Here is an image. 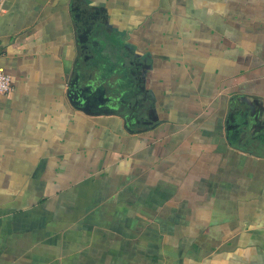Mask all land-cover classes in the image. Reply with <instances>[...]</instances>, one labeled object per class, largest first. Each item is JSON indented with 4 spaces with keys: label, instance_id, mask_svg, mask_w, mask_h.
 Here are the masks:
<instances>
[{
    "label": "crops",
    "instance_id": "crops-1",
    "mask_svg": "<svg viewBox=\"0 0 264 264\" xmlns=\"http://www.w3.org/2000/svg\"><path fill=\"white\" fill-rule=\"evenodd\" d=\"M0 69V264H264V0H3Z\"/></svg>",
    "mask_w": 264,
    "mask_h": 264
},
{
    "label": "water",
    "instance_id": "water-1",
    "mask_svg": "<svg viewBox=\"0 0 264 264\" xmlns=\"http://www.w3.org/2000/svg\"><path fill=\"white\" fill-rule=\"evenodd\" d=\"M89 23H83V29L80 33V36H83V41H87L89 39V36L98 37L103 33V26L105 24H100L95 20L92 22L90 25H88V29L85 31V26ZM96 29V30H94ZM90 32V34H88ZM93 32V33H92ZM89 35V36H88ZM81 38V37H79ZM96 44L98 46H101L97 41ZM89 86L85 87L84 89H81L78 93L76 91H69V98L71 101H74L76 104L79 105V108H81L85 112H90L91 109L99 110L102 111L103 113H108V114H116L119 115L121 118L125 120V126L130 129L134 127L136 124H141V121L143 124H147L148 122H143V118L140 119L139 115V110L137 109L138 107V100L134 99L133 103H128L129 109L127 110L126 113L123 112V108L125 107V95L123 93H114L111 92L105 97L104 95L102 96L101 100H92L85 93L90 92L89 91ZM96 92L98 89H95ZM92 93V92H90ZM105 94V93H104ZM141 105H145L142 101H140ZM132 122H135L134 125H132ZM150 124V123H148Z\"/></svg>",
    "mask_w": 264,
    "mask_h": 264
},
{
    "label": "flooded vegetation",
    "instance_id": "flooded-vegetation-1",
    "mask_svg": "<svg viewBox=\"0 0 264 264\" xmlns=\"http://www.w3.org/2000/svg\"><path fill=\"white\" fill-rule=\"evenodd\" d=\"M95 20H97V22L100 23L101 25L104 24V22H105L104 17H98L97 16V13H94V12L93 13L92 12L87 13V18L84 19L83 23H89V24H87L85 26V31L88 29V25H90ZM94 30H96V29H94ZM88 34H90V32ZM81 39H83V36H81ZM96 41L99 43L98 38L97 37H94V36H91V34H90L89 39L82 46L83 53H84L85 57H88L89 56V58H93L92 57L93 53H97L98 50H100V46H98L96 44ZM134 65H135V67L133 69H136V72H138L137 71V67H136L137 66V63H134ZM126 69H127V66L124 63L119 64V71L120 72H123L124 73V70H126ZM133 71H131V72H133Z\"/></svg>",
    "mask_w": 264,
    "mask_h": 264
},
{
    "label": "built area",
    "instance_id": "built-area-1",
    "mask_svg": "<svg viewBox=\"0 0 264 264\" xmlns=\"http://www.w3.org/2000/svg\"><path fill=\"white\" fill-rule=\"evenodd\" d=\"M3 0H0V12ZM13 91L12 79L0 69V96H9Z\"/></svg>",
    "mask_w": 264,
    "mask_h": 264
},
{
    "label": "rangeland",
    "instance_id": "rangeland-1",
    "mask_svg": "<svg viewBox=\"0 0 264 264\" xmlns=\"http://www.w3.org/2000/svg\"><path fill=\"white\" fill-rule=\"evenodd\" d=\"M127 110H128L127 108H125V107L123 108V112H124V113H126ZM140 119H141V118H140ZM134 123H135V122H132V125H134ZM141 123H142V121H141ZM135 126H136V125H135Z\"/></svg>",
    "mask_w": 264,
    "mask_h": 264
}]
</instances>
